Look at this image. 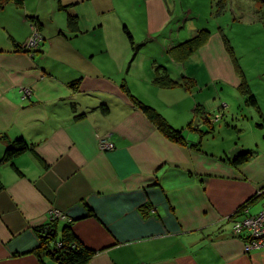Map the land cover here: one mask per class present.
<instances>
[{
  "label": "crops",
  "instance_id": "1",
  "mask_svg": "<svg viewBox=\"0 0 264 264\" xmlns=\"http://www.w3.org/2000/svg\"><path fill=\"white\" fill-rule=\"evenodd\" d=\"M231 12L181 60L170 50L190 38L166 0L0 5V159L13 141L29 146L0 165V264H56L34 254L52 208L67 217L58 234L68 225L94 251L86 264H264V248L232 235L242 207L264 204V17L256 28ZM33 28L42 41L25 52ZM165 75L178 85L155 82Z\"/></svg>",
  "mask_w": 264,
  "mask_h": 264
},
{
  "label": "trees",
  "instance_id": "2",
  "mask_svg": "<svg viewBox=\"0 0 264 264\" xmlns=\"http://www.w3.org/2000/svg\"><path fill=\"white\" fill-rule=\"evenodd\" d=\"M9 0H0V3L7 2ZM17 5L22 4V0H11ZM0 4V5H1ZM220 12V9H219ZM69 28L73 29L76 27V20L73 17H69L67 20ZM130 37V35L128 34ZM210 33L207 30H201L197 34L185 41L184 43L174 47L170 50V53L181 56V60L187 59L191 54L196 52L201 46H203L209 39ZM25 52H30L21 48ZM229 52L231 49L229 48ZM155 82L165 88H173L178 84L169 79L166 75L156 78ZM241 92L246 96V104L255 105L256 100L247 89L246 85L241 86ZM146 110L149 117L155 121L159 130L168 138H179L181 140L180 131L174 130L169 124L154 110L141 106ZM29 149L28 144L23 140L19 139L11 142L6 147L2 158L0 159V165L6 162H10L14 157L24 153ZM247 160V155L243 154L237 156L232 160L233 164H242ZM39 247L34 251L39 259L41 256H48L56 264H86L91 260L94 255V251L84 247L77 238L71 233L70 227L67 225L63 227L61 233L58 234V223L57 221H51L46 226H43L37 230Z\"/></svg>",
  "mask_w": 264,
  "mask_h": 264
},
{
  "label": "rangeland",
  "instance_id": "3",
  "mask_svg": "<svg viewBox=\"0 0 264 264\" xmlns=\"http://www.w3.org/2000/svg\"><path fill=\"white\" fill-rule=\"evenodd\" d=\"M115 1L118 4L123 3L129 5L132 4L135 0H115ZM166 1L171 8L174 25L176 27L177 25L185 27L180 29V35L183 41L189 38H193L197 34V32L201 30H207L211 34V31L212 32L215 31L218 28L219 24L224 26L227 20L232 19L231 11H235L239 13L240 11L243 12L242 16L244 18H248V20L245 19L246 21L243 23V25L249 26L247 22L251 23L253 20H256V22L253 23L256 28H260L263 25V23H261L260 21H262V17H264V14L262 10H260V8H264V0H228L227 1L228 10L225 12L226 13L225 15L223 14L222 5L219 8V3L221 4L223 0H166ZM255 4L258 5L255 6ZM256 10H260L259 17L257 19H252V21L250 22L249 19L250 17L253 16L252 13L254 14ZM221 12L222 15H220ZM258 19L260 21H258ZM190 26H194L195 28H197L198 31L191 32ZM224 31L225 33H227L228 30L225 28ZM242 109H245L244 111H247L246 108H242ZM217 114L220 113H218L217 111ZM242 208L243 209L241 211H244L245 207Z\"/></svg>",
  "mask_w": 264,
  "mask_h": 264
},
{
  "label": "built area",
  "instance_id": "4",
  "mask_svg": "<svg viewBox=\"0 0 264 264\" xmlns=\"http://www.w3.org/2000/svg\"><path fill=\"white\" fill-rule=\"evenodd\" d=\"M42 37L39 32L33 28V33L22 46L24 50L32 51L37 50ZM24 97L31 95L30 89L26 88L22 90ZM99 150L111 151L114 149L113 143H111L107 137H101L98 140ZM49 220L51 221H67L65 213L58 209H50L48 212ZM243 216L240 220L233 222L232 235L238 237L244 233L247 234V240L244 245L245 252H249L254 249L264 248V204L260 211L255 214H249L247 210L243 211Z\"/></svg>",
  "mask_w": 264,
  "mask_h": 264
},
{
  "label": "water",
  "instance_id": "5",
  "mask_svg": "<svg viewBox=\"0 0 264 264\" xmlns=\"http://www.w3.org/2000/svg\"><path fill=\"white\" fill-rule=\"evenodd\" d=\"M245 151H243L242 149H235L233 150V152L230 153V157L233 158L236 155H239L241 153H244Z\"/></svg>",
  "mask_w": 264,
  "mask_h": 264
}]
</instances>
